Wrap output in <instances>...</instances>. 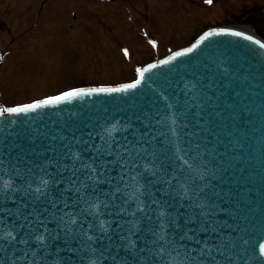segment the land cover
Masks as SVG:
<instances>
[{"label": "water", "instance_id": "1", "mask_svg": "<svg viewBox=\"0 0 264 264\" xmlns=\"http://www.w3.org/2000/svg\"><path fill=\"white\" fill-rule=\"evenodd\" d=\"M259 31L264 36V26ZM231 40L227 32H211L191 52L179 51L184 53V63L173 64L178 72L171 79L168 68L177 56L166 64L149 66L144 92L137 91L134 97L128 89L115 98L132 95V99L108 104L104 100L101 110L118 118L104 127H98L102 122L97 118L106 117L96 110L100 103L83 110L85 116L98 113L87 121L95 127H82L85 121L72 127L65 112L60 116L67 123L62 125L55 121L58 117L45 114V106L0 115V233L13 230V236L19 237L7 238L10 244L0 243V264H170L167 259L155 261V255L166 253L163 248L177 251L176 264H264L255 249L263 225L258 213L263 204L259 174L264 171V157L260 160L231 150L237 167L224 164L229 183L213 161L227 142L248 149V140L257 149L264 138L260 116V106L264 112V48L249 40L229 44ZM211 71L218 79L196 84L195 78ZM179 81L173 95L180 99L175 106L182 107L183 122L165 107L171 82ZM192 86H199V92L192 91ZM60 103L63 111L80 109L74 103ZM213 114L221 119H213ZM248 119L255 121V128L249 127ZM11 132L21 135L13 139L15 143ZM53 134L55 140L47 142ZM75 134L81 136L74 138ZM108 136L115 137L124 152L114 151L110 158L104 155L109 163L100 183H69L71 177L86 175L81 161L90 163L97 153L91 145L108 141ZM36 149L39 154L34 153ZM42 179L58 182L45 188ZM36 188L44 191L36 193ZM56 188L62 190L60 194ZM98 201L108 207L92 210ZM32 207L47 209L40 217L47 231H37L33 225L28 243L27 226L20 227L24 224L20 212ZM101 219L107 221V231L100 228ZM116 221L124 225V239L113 234ZM40 232L46 235L43 244L35 241Z\"/></svg>", "mask_w": 264, "mask_h": 264}, {"label": "rangeland", "instance_id": "2", "mask_svg": "<svg viewBox=\"0 0 264 264\" xmlns=\"http://www.w3.org/2000/svg\"><path fill=\"white\" fill-rule=\"evenodd\" d=\"M112 1L0 0V105L27 102L86 82L128 80L143 62L189 42L206 20L222 24L231 21L233 12H247L240 4H264L219 0L218 7L204 8V0H170L183 13L176 21L169 7L158 8L160 3L167 5L164 0H129L133 7L121 8L117 17ZM255 9L260 7L251 10ZM198 13L200 19L193 16ZM123 16L132 17L131 23L125 24ZM145 17L146 25L140 24ZM184 19L191 21L190 28H183ZM171 23L178 25L173 31ZM157 30L162 33L157 35Z\"/></svg>", "mask_w": 264, "mask_h": 264}, {"label": "snow or ice", "instance_id": "3", "mask_svg": "<svg viewBox=\"0 0 264 264\" xmlns=\"http://www.w3.org/2000/svg\"><path fill=\"white\" fill-rule=\"evenodd\" d=\"M206 2H211V0H206ZM234 36H242L243 33L241 32H233L231 33ZM244 39L253 41L252 36H244ZM256 44H258L261 48H264V43H261L259 40L254 41ZM153 47H155V44L153 43ZM196 45L194 44L191 48H188L186 51L191 52L193 48H195ZM184 53L182 52H176L173 57H170V59H174L175 56H180L183 55ZM125 55H127V51L125 50ZM168 60H162L160 61L161 64H166L168 63ZM150 67H156L155 64L150 65ZM148 69L144 70H138L140 73V76H143V72H146ZM140 83V80L137 79L135 83L127 84L124 85L122 88H107V87H93L90 89H71L65 92H62L60 95H56L53 97L46 98L44 100L26 104L23 106H16V107H7V108H2L0 109V114H19V113H27V112H32L36 109L42 108L45 105H53V104H59L61 101L64 100H70L73 97H78V96H85V95H91L92 93H119L123 92L126 89L130 88H135L138 84ZM108 152L111 154V149H98L95 157L91 159L90 163L84 164L83 161L82 167L84 172L86 173L85 176L81 177H71L68 179V182L71 184H87L88 181H93L94 183H100V180L103 179L104 173L107 171L106 165L109 163L107 160L104 159L105 152ZM116 163H120L121 161H115ZM91 170L90 172L88 170ZM99 177V179H97ZM63 179V178H61ZM58 181L56 179H42L41 183L47 188L50 184L55 185ZM78 190V189H77ZM117 190H119L117 188ZM139 189H137L138 191ZM44 189L42 188H36L35 192L36 193H42ZM61 189L56 188L55 193L60 194ZM52 206L55 208L56 206V200L52 201ZM101 206H104L105 208L108 207L107 204H104L103 202L98 201L97 203H94L91 205V209L95 210L100 208ZM47 209H40V208H28L26 211H21L20 212V218L24 221V224H21L20 227L23 229L25 226H27L28 229V238L26 239V242L31 243V236H32V226L36 225L37 226V231H39L40 228H43L45 232L47 231V224L44 219H41V215L45 213ZM87 211V210H85ZM109 215H120V213H105ZM29 217H33L34 219L29 220ZM72 223H75V220L71 221ZM107 223L106 220L101 219L99 221L100 228L107 231L105 229V224ZM116 228L113 229V234L116 235H121V238L124 239L122 236L123 230H124V225L121 224L119 221H116ZM135 222H133L134 224ZM15 227V225H14ZM129 231H131V228H129ZM7 238H12L13 241L19 239L18 236L14 237L13 236V230H8L6 232L0 233V243H11ZM89 240L92 239L91 236L88 237ZM46 240V235L44 232H40V234L35 235V241L39 242L40 244H43ZM260 254L261 256H264V244L260 245ZM94 264V262H93Z\"/></svg>", "mask_w": 264, "mask_h": 264}, {"label": "bare ground", "instance_id": "4", "mask_svg": "<svg viewBox=\"0 0 264 264\" xmlns=\"http://www.w3.org/2000/svg\"><path fill=\"white\" fill-rule=\"evenodd\" d=\"M243 24V26L242 25H240V27H238V28H240V29H244L245 31H247V33L248 32H251V33H249V34H255V35H257L256 33H254V32H252V29L249 27V25H251V24H245V23H242ZM252 26V25H251ZM258 37H260L259 35H257ZM261 38V37H260ZM263 39V38H262ZM264 40V39H263Z\"/></svg>", "mask_w": 264, "mask_h": 264}]
</instances>
